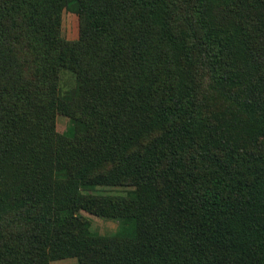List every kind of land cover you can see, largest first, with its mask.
Returning a JSON list of instances; mask_svg holds the SVG:
<instances>
[{
	"label": "trees",
	"instance_id": "obj_1",
	"mask_svg": "<svg viewBox=\"0 0 264 264\" xmlns=\"http://www.w3.org/2000/svg\"><path fill=\"white\" fill-rule=\"evenodd\" d=\"M70 259L264 264V0H0V264Z\"/></svg>",
	"mask_w": 264,
	"mask_h": 264
},
{
	"label": "rangeland",
	"instance_id": "obj_2",
	"mask_svg": "<svg viewBox=\"0 0 264 264\" xmlns=\"http://www.w3.org/2000/svg\"><path fill=\"white\" fill-rule=\"evenodd\" d=\"M80 34V20L79 17L75 14L64 12L62 15L61 23V35L68 42H75L79 39ZM63 84L66 88H70L74 78L70 75H64ZM56 130L59 134H64L71 127L70 120L63 117L61 114L57 115L56 118ZM73 137L72 133L68 135ZM134 188L130 186L124 187H104L95 192V195L98 196H117L124 197ZM81 214L91 222L93 231L97 232L103 236H111L115 234L119 229V223L116 221H108L101 218H97L89 213L81 212ZM52 264H77L75 259L54 262Z\"/></svg>",
	"mask_w": 264,
	"mask_h": 264
}]
</instances>
